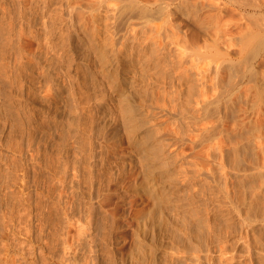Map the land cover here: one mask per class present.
Returning a JSON list of instances; mask_svg holds the SVG:
<instances>
[{
	"label": "rangeland",
	"instance_id": "rangeland-1",
	"mask_svg": "<svg viewBox=\"0 0 264 264\" xmlns=\"http://www.w3.org/2000/svg\"><path fill=\"white\" fill-rule=\"evenodd\" d=\"M85 1L70 0L71 3L76 4H84ZM188 1L194 2V0ZM201 1L195 0L200 10L210 9L204 12L199 11L200 16L195 14L197 17L194 13L189 12L191 15L188 13L192 4L183 5L182 11H186L187 18H185L186 14L180 10L178 13L175 8L169 9L171 16L169 21H172L170 24L168 21V24L176 34L175 40L179 41L180 46L168 44L165 33L162 31L161 36L164 35L165 40L163 43H167L169 47L164 52L165 56L159 55L160 51L156 54L158 58L161 57V60L157 59L156 55L150 56L151 52H146L140 41L135 42L129 38L125 42L123 54L127 52L130 61L134 63L138 71V79L133 86L128 84L121 86L122 75L118 76L117 85L111 84L107 67L100 64L95 50L89 47L88 40L80 29L76 28L75 31L71 28V36L67 38L66 33L63 32L64 28L63 31L52 29L49 19L39 15L30 32L24 33L19 39L21 28L26 29V24L19 15L21 10H14L12 7L14 5L8 0L2 2L0 17L9 15L13 21V28L8 27V24L6 26V37L10 44L18 41V45L14 46L15 49L10 52L9 58L4 60V55L0 57L3 61L0 62L3 63L2 67L4 64L7 66L5 70L2 68L3 71L0 69V82L5 85V92L0 93V264H196L197 257L200 264H212V262L225 264L223 263L225 256L228 259L232 257V264H261L258 263V255L254 247L255 235L249 230L248 221H245L239 213L243 214L245 211L242 209L243 202H253V193H258L262 198L259 199L260 205L264 204V49L262 51L260 49L259 52L254 50L256 53H251L258 40L253 41L256 37L252 36L256 35L257 38L263 36L259 27L264 28L260 24L264 22L261 21L264 20V14L240 9V3L244 0ZM210 1L215 2L213 4L220 1L218 4L227 5L226 15L224 13L222 14L224 17L221 16V23L227 21L226 24L230 25V28L227 26L228 31L231 30L226 31L227 37L238 38V41L245 23L244 31L248 34H243V36L246 35L245 44H241L243 41L240 40L238 41L240 44L234 47L237 41L233 40L231 48H227V43L222 42L223 46L226 45L224 47L220 45L222 39L219 40V44L215 41L216 30L211 29L214 32L212 33L209 30L212 27L207 23L212 6L209 4ZM28 2L30 0L24 2L23 7L36 6L35 3L30 6ZM53 2L66 7L65 0ZM200 2L204 6L198 5ZM38 4L37 7H40L39 2ZM228 7L232 10L228 11ZM202 12L205 17L201 14ZM181 13L185 14V19L182 18ZM256 13L261 17H258ZM64 16H68L67 12ZM194 19H197V22L201 21L200 27ZM249 19L252 22H248ZM256 22L258 26L260 25L258 28ZM162 23V21L157 22L159 25ZM232 23L239 24L242 32L237 28V24ZM202 24L210 28L204 26L203 28ZM250 24H252L251 27ZM225 33L220 32L222 35ZM120 34L129 36L124 28ZM0 37L4 38V36ZM3 42L5 45L6 40ZM10 44L7 45L10 46ZM120 44L121 37L116 41L115 49L119 48ZM4 47L2 50L0 46L2 51L0 54L5 52L6 47ZM179 50L183 51L187 58L184 66L188 69L187 79L182 84L178 83V69H175L178 64ZM211 54L219 58L214 61L215 57ZM144 58H152V61L154 59L156 64L160 63L164 68H156L153 61L149 71L146 70L147 67L143 69V64L148 60ZM190 58L193 59V63L190 62ZM68 60L72 63L69 64ZM242 60L246 65L244 68ZM31 64L34 66L29 72L33 77L34 104H28L30 90L28 66ZM198 64L197 70L193 69L192 66ZM216 64L217 67L221 66L220 76L226 75V81L232 78L230 81L233 84L232 88H225L220 81L218 85L216 84L217 75L216 69L214 70ZM24 65L27 67V79H20L19 72L17 76L15 75L16 66L23 71ZM69 65L72 68H68ZM232 65L231 74L233 70H237L233 75L225 69L226 67L230 69L229 66ZM75 67L78 70L77 79L73 78ZM89 67L94 68L97 73L89 75L88 72L91 71ZM165 67L170 69L164 72L162 69H166ZM55 73L66 75L65 87L59 94L62 100L56 96L54 89L47 88L50 86V74ZM84 78L90 88L83 93L74 92L73 98L69 96V91L72 92L74 88L82 86ZM92 84L95 85L92 87ZM203 85L207 88L209 99H213L219 93L222 95L223 92L225 94L242 93L238 105L236 104L237 109L242 110L240 111L242 119L238 123L237 130L241 126L244 131L249 130V141H247L250 143L249 149L251 147L250 150L247 148L249 155L242 153L244 150H239L240 154L235 153L231 147L239 139L232 136L229 138L225 133L217 138L216 132H213L210 139L204 136L205 140L201 142L200 135L203 130L216 126L214 114L198 111L194 103V99L199 96V88ZM8 95L12 100L10 104H15L16 109L20 110L21 105L27 110L33 107L38 118L42 116V112L47 111L46 100L52 106L59 102L63 108L55 124L49 123L44 129L33 128L28 121H18L21 117L17 116V112L12 111V115L6 114L8 102L4 101L9 98ZM80 97L85 110L81 108L75 110L76 107L73 105V100L76 103ZM126 98L131 99V103L140 111L142 118L140 127L134 133L136 137L134 139L127 134L126 122H123L125 121L123 120V104ZM69 107L72 108L68 110ZM248 120L253 124H247ZM56 124L61 129L60 133L66 134L64 138H58V131H55ZM228 124L229 121L223 125ZM32 132L35 137L31 142L29 134ZM44 134L48 136L45 137L49 139L45 145L51 155L59 151L64 152L63 145L69 142L79 159L77 166L80 172L88 174L86 169L89 167L92 175L105 180L106 186L99 191V194H104L102 202H98L96 188L91 192L92 200L88 204V208L90 205L93 208L91 230L87 229V223L83 217L76 220L82 211L81 200L79 208H75L76 211L73 214L75 216L69 217V223L66 224L63 218L62 201L59 203L61 208L55 200L57 199L55 198L58 188L57 179L53 176L51 180L52 175L49 176L44 168L43 144L40 146L42 141L40 136ZM146 138L150 144H160L165 155L162 161L154 163L158 187L160 190L169 189L172 194L165 201L168 203L163 206L164 223L159 220V214L155 209L151 211L147 219L141 218L139 213L148 211L150 204L146 202V196L138 191L134 180L135 177L141 179L144 175L145 161L137 143L142 140L143 144H147ZM242 142L246 143V140ZM251 150L253 154L249 153L252 152ZM206 151L209 152L208 159L211 166H207L209 169L205 168L202 175L196 178L198 167L196 168L195 162L199 159L195 157L199 152L204 154ZM256 154L258 155L255 160L253 156ZM130 155L133 156L131 159ZM179 158H182L181 161L178 160ZM130 169L136 171L133 177H129L126 173ZM244 175L250 178L244 179ZM48 182L53 185L50 190ZM61 194L63 203L68 201L66 205L68 208L71 198L67 185L64 189L61 188ZM87 196L86 193L85 199ZM231 202L236 206L235 210H231ZM263 213H256L257 219L253 223L257 224L256 232L259 231L262 234H264ZM203 224L209 227L206 228ZM82 226L84 229H81ZM190 226H193L195 231L202 227L199 231L209 232L207 234L210 235L202 231L201 237H196L197 241L202 239V244L199 243L196 249L191 248L193 250L191 252L184 245L188 243V246L193 245L188 236ZM142 228L144 231L140 232ZM208 228H210L209 231H207ZM180 244L183 245L184 250ZM220 247L225 251L222 261L219 254Z\"/></svg>",
	"mask_w": 264,
	"mask_h": 264
},
{
	"label": "bare ground",
	"instance_id": "bare-ground-1",
	"mask_svg": "<svg viewBox=\"0 0 264 264\" xmlns=\"http://www.w3.org/2000/svg\"><path fill=\"white\" fill-rule=\"evenodd\" d=\"M3 1H5V0H0V5L2 4ZM8 1L14 5V6H12L14 10H21V12L19 13L20 18L21 19L23 18V21L26 24V29L21 28L22 31L19 34V37H18L19 39H20V36L23 35L24 33L30 32L32 26H34L35 22L37 21V16H39V15H41V17H45V19H49V21L51 23L50 27L52 29L58 30V31H63L62 29L64 28L65 30L63 32L66 33L67 38L69 36H71V33H72V31H70L71 28H74L75 31H76V28L80 29V31L82 32L84 37L88 40L89 47L95 50L96 57L99 58L100 64L107 67V72L109 73V78L111 79V84H113V86L117 85V83L119 82L118 81L119 75L120 76L122 75V80L120 83L121 86H125L126 84L133 86L134 83H136V81L138 79V71H137V69H135L134 63L130 61V58L128 57L127 52H126V54L125 53L123 54V51H122L125 48V42L129 38H132V40L135 42L140 41V44L143 45V48L146 49V52H149V53L151 52L150 56L151 55L155 56L159 51H160L158 53L159 55L165 56L164 52H166L167 48L169 47L168 44H171V46L173 44V46H175V47H177V45L180 46L179 41L175 40V39H177V37H175L176 34H174V31L170 28L171 25H169L172 21V20L169 21L170 17H171L169 14V9L175 8V9H177V11L178 10L182 11L183 5L188 6V5L192 4V5H190L191 10H189L190 8L188 9V13L189 12L194 13V16H195V14L198 15L199 11L201 12L203 10V12H204L207 10L206 8H205L206 10H204V9L200 10L198 8L199 6L196 5L195 0H194V2H192V1L189 2L188 0H185L184 2L182 0H151V1H148V0H86L84 2V4L71 3L70 0H65L66 7H62L59 5V3L53 2V1H57V0H30V2H28V4L31 6V5H33V3H35L36 6L27 7V8L23 7V3L28 1V0H8ZM196 1L198 2V0H196ZM212 1H214V0H212ZM212 1L209 2V4L212 5L211 10H210L211 13L209 12V18H208L209 21L206 19L207 18V16H206L205 22L207 20V23L210 24V27H212V28H210L208 26L210 28L209 30H211V29L216 30V33L214 34L215 35V41L218 43L219 40L222 39V40H220L221 41L220 45H222L223 43H225V44L227 43L226 44L227 46L226 45H224V46H226L227 48L228 47L231 48V46L233 45V44L231 45V43L234 42L233 40L237 41L238 38L233 39V37H231V36L227 37L228 34L226 31H228V27L230 25L228 26V23L226 24L227 21L226 22L223 21V23H221L222 22L221 16H223L225 11L227 10V5L223 4V3L218 4V3H220V1L217 2L216 4H213L215 2H212ZM228 1H230V0H228ZM250 1L249 0L242 1L240 3L239 8L244 9V10H250V11L252 10L253 12H262L264 14V0H253V1L250 0ZM38 2L40 3V7H37L39 5ZM181 2H183L184 4ZM188 2H189V4H187ZM201 2L198 3V5H200ZM233 2H234V0H233ZM233 2L231 1V3H233ZM201 5H203V3ZM186 8L187 7H185V9ZM209 9L210 8H208V10ZM230 10H232V9L229 8L228 11H230ZM65 12H67V14H68L67 17L64 16ZM182 12H184V11H182ZM203 12L201 14L204 15ZM27 13H29L28 16H27ZM170 13H171V11H170ZM178 13H180V12L178 11ZM178 13H176V14H178ZM184 13H181L182 14L181 16H183L182 18L185 17L186 13L185 14ZM205 14H206V12H205ZM256 14L258 15V13H256ZM206 15H208V14H206ZM225 15H226V13H225ZM252 15H254V14H252ZM198 16H200V15H198ZM195 17H197V16H195ZM204 17H205V15H204ZM258 17H261V16L258 15ZM185 18H187V14H186ZM201 18H203L202 15H201ZM248 18H250V17L248 16ZM11 19H12V17H10L9 15L7 17H0V36H2V37L4 36V38H5L4 39V38L0 37L1 38L0 39V43H1L0 46L2 47L1 48L2 50H3V46L6 47L5 52L3 51V54L1 53L0 57H2V55H4V57H3V59L5 58L4 60H6V58H9L8 55L10 54V52L12 50L15 49L14 46L18 45V41L16 43H14V42L11 43L12 44L11 45L9 39L6 37V33H7V27L6 26L9 25L8 27L13 28V26H12L13 21H11ZM189 19H190V17L188 18V20ZM246 19H247V17H246ZM191 20L193 21L192 18H191ZM196 20L194 19L195 23L198 21V20L197 21ZM159 21H162L163 23L160 25L157 24V22H159ZM168 21H169V24H168ZM261 21H264V20H261ZM200 22L201 21L197 22L198 26H199ZM243 22H242V24H243ZM248 22H252V21L250 20ZM207 23H205V24H207ZM236 24L234 23L233 25H236ZM242 24H241V26H243ZM252 24H250V27ZM260 24L262 25V27L264 26V22L260 23ZM256 25H257L256 26L257 28L260 26V25L258 26V22H256ZM166 26H168V27H166ZM201 26L203 27L204 24H202ZM237 26H238L237 28H239L240 32H242L241 31L242 28H244V30H245V23H244V27H242V28L240 27L239 24H237ZM202 27H201V29H202ZM204 27H206V26H204ZM208 27H206V28H208ZM222 27L224 30L222 29ZM260 27H259V29L261 30L260 32L263 34V36L259 33H258L259 36L261 35L259 38H257L256 35L252 36V37H256V38H253V41H254V39L255 40L258 39L256 42L257 44L255 43L256 44L255 48H252V50H251L252 51L251 53H253V54L256 50H258V52H259L260 49H261V51H262V49H264V28L262 29ZM123 28L126 29L127 33H129V36H125V35L120 34V31ZM234 28H235V26H234ZM240 28H241V30H240ZM231 29L234 31L233 27ZM236 30H237V32H239L238 29H236ZM244 30H243V33H241L242 35L239 33L241 35V37L238 36L239 37L238 41L239 42H240V40L243 41V42H241V44H243V43L245 44V42H244V41H246L245 36L248 35L247 32L245 33ZM250 30L252 31V28H250ZM162 31L165 33L164 34L166 37L165 39H166V42H169L168 44L163 43L164 35L161 36ZM230 31H228V32H230ZM220 32H222V34L223 33H225V34L222 35V34H220ZM212 33H214V32L212 31ZM234 33L237 34L236 32H234ZM243 34H246V35L243 36ZM254 34H257V33L255 32ZM232 35H233V33H232ZM120 37H121L120 47L115 49V43ZM141 37H144V38H141ZM252 37L250 35V38H249L250 41H251ZM161 39H162V41H161ZM249 39H247V40H249ZM5 40H6V44L4 45L5 42H3V41H5ZM238 41H237V43H235L233 45L234 47H235V45L237 46V44H240ZM164 42H165V40H164ZM7 44H10V46ZM174 44H176V45H174ZM218 44H215V45H218ZM228 44H229V46H228ZM253 46H254V44H253ZM7 48H9V49H7ZM0 52H2V51H0ZM178 52H179V54H177V58H178L177 66H178V68L176 66L175 69L176 70L178 69V71H177V73L179 74L178 83L182 84L184 81H186L187 76H188V69H186V67L184 66L185 65L184 63L185 62L187 63V60H186L187 58L183 54V51L179 50ZM214 52H216V51H214ZM249 54H250V52H249ZM167 55H166V57H167ZM211 55L213 57H215L214 58V61H215L217 57L214 56L213 54H211ZM247 56H249V55H247ZM254 56H252V57H254ZM147 57H149V56H147ZM156 57H157V55H156ZM158 57H157V59L161 60V57L160 58H158ZM168 57H169V55H168ZM152 58H150V59L147 58L148 60L146 58H144V60L146 59L147 61H145V63L143 62L144 63L143 69L147 67L146 70L149 71V69H150L149 66H151L154 62H155L154 66L156 68L162 67V65L160 63L156 64V61L154 59H153V61H154L153 62L151 60ZM188 59H189V57H188ZM1 60H0V62H3ZM169 60H172V59H169ZM243 60L241 61L242 64L244 63ZM4 62H6V61H4ZM160 62H162V61H160ZM171 62H173V60ZM190 62L193 63L192 58H190ZM68 63L70 64V63H72V61L68 60ZM148 63H150V64H148ZM215 63H217V62H215ZM2 64L0 63L1 71L5 70L7 68V66H5V64H4V67H2L3 66ZM244 65L245 64H243V66H242L243 68H244ZM169 66L171 67V65H169ZM174 66L175 65H173V67ZM197 66H199V64L196 66H192V67H193V69L196 68V70H197V68H198ZM28 67H29V69H28L29 88L31 90V91L29 90L28 104H34L35 103V97H34V93L32 92V86H33L32 79H33V77L29 73L34 68V66L31 64ZM192 67H191V69H192ZM229 67H230V69L228 67H226L225 69H228V73L230 72V74H231V72H232L231 70L233 69V65L229 66ZM2 68H4V69L2 70ZM68 68H72L71 65H69ZM76 68L77 67H75L73 70H76ZM89 68H91L90 69L91 71L88 72L89 75H90V73H92V75H95L97 73V71H94V68H92V67H89ZM162 68H164V67H162ZM167 68L162 69V70L164 72H166L167 70L170 69V68H168V69ZM235 68L238 69V67H235ZM215 69H216L215 74L217 75L216 84L218 85V83L220 81V83H222L225 88L226 87L232 88L233 84L230 83L232 78L231 79L228 78V81H226V79H225L226 75L223 76L224 78L222 76H220L221 66L217 67V64H216V67H214V70ZM225 69H223V72H225L224 71ZM240 70H239V72H240ZM77 71L78 70L74 71V75H73L74 79L78 78ZM163 71H162V73H163ZM236 71L233 70V73L231 75H233ZM16 72H17L15 74L16 76L19 72L18 78L27 79V76H26L27 67L25 65H24L23 71H21L20 68L18 66H16ZM50 77H51L50 86L47 88L48 89L50 88V90L54 89L56 96L62 100L61 95H59V94H60V91L65 87L64 78H66V75H64V73L62 75L59 73H55L54 75L50 74ZM85 77H86V75H85ZM229 77H231V76H229ZM87 83L88 82L84 78L82 81V86H80V88H74V90L72 92L69 91V96H71L73 98L74 92L78 93L80 91L81 93H83L85 90L89 89L90 85L88 84V86H87ZM123 84H125V85H123ZM93 85H95V84H92V87H93ZM4 90H5V85L2 82H0V93L5 92ZM199 92H200L199 96H197V98L194 99L195 100V102H194L195 106L198 108V111H203L207 114H214V116H213L215 118L214 123H216V126L213 125L209 129L203 130L202 134L200 135L201 142H203V140H205L204 136H207L210 139L211 133H213V132H216L217 138L220 136V134L225 133V135H227L229 138H231V136H232V137L239 139V141L234 143L233 147H231V148H233L232 150H234L235 153L238 152V154H240L241 152L239 150H244V151L246 150L247 152L242 151V153L248 154V151L251 149V147H250V149L248 147L250 143L247 142V141H249V135H250L249 130L244 131V129H241L243 126H241V128L239 130H237L238 123L242 119L240 116V111H242V110H241V108L237 109L238 106L236 107V104L238 105V100L241 98L242 93L239 94V92H236V93L228 92L225 94L223 92L222 95H220V93H219L217 96H214L213 99H209L207 96V88L204 87V85H203V87L200 86ZM129 95H130V93L127 95V97ZM102 96L105 97V95H102ZM130 100H131L130 98H126L125 103L123 104V116H124L123 120H125L123 122H126V125L125 124L124 125L126 126L127 134L129 136H132V138L134 139V138H136L134 136V133L140 127L139 125L142 121V118L140 116L141 115L140 111L136 108L135 105H133L131 103ZM23 101L26 102L25 100H23ZM46 101L48 103V106L46 108L47 111L42 112V116H40L38 118L37 114H36V110H34L33 107L31 109L27 110V109H25V107H23V105H21L22 108H20V110L16 109L15 104L14 105L10 104V102H12V100H11V97L9 96V98L6 99V101H4V102H8L6 114L12 115L11 112L15 111V112H17V116L20 115V117H21L18 119V121H20V122L28 121V123L33 128L44 129V127L45 128L48 127L49 123H51V124L56 123V119L59 117L60 110H61V108H63V107H61L59 102L54 103V105L52 106L48 100H46ZM73 103L72 104L76 107L75 110H77V108L78 109L81 108V110H85V105L83 104L81 97L79 98V100L76 103L73 100ZM71 108L72 107H69L68 110ZM221 110H222V112H221ZM62 114H64V112ZM227 121H229V124L227 126H224L223 124ZM248 123H250V125L253 124V122H251L250 120L247 121V124ZM55 131H58V138H64V136H66V134L60 133L61 129H60L59 125H57V124L55 125ZM33 133L34 132L29 134V139L31 142L34 141V137H35ZM45 137H48V136H46L44 134L43 136H40L41 139L39 138L40 140H42V141H40V143H41L40 146H42V144H43L42 150H43L44 156H45L44 168L49 173V176L52 175L51 180H53V176L56 177V179H57V185L56 186H58V188L56 189L57 191H56V196H55V198H57V199H55V200H57L56 201L57 204H59L60 201H62L61 203H62L63 208L60 206V204H59V206L62 208L61 213L63 215V218H64L66 224L69 223V221H70L69 217L72 218L73 216H75V215H73L76 211L75 208L76 207L79 208V202L81 200L82 211L76 220H79L81 217H83L87 223V229H89L90 224H91L92 219H93V217L91 215V212L93 211L92 205H90L88 208V204H90V202L92 200L91 192L96 188V190L98 192V198H97L98 202H102L104 200V198H103L104 194H99V191L106 186L105 180L103 178L96 177L95 175H92L90 172L91 169L89 167L86 169V173H88V174H85L84 172L83 173L80 172V170L77 166L79 159L77 158L74 147L72 145H70L69 142L68 143L66 142L63 145L64 147L62 150H64V152L59 151L57 154L51 155L49 150H47V146L45 145L48 143L49 139L45 138ZM244 139L246 140V143H244L245 141L242 142ZM145 140H148V139L146 138ZM141 141L139 143H137V146L139 147L141 155L145 161L144 170H143L144 175H143V178H141V179L137 178L136 179V177H135L134 180H135V186L138 188V191L143 193L146 196V202L148 201L150 204L148 206V211L139 212L140 217L141 218L145 217V219H147V217L151 213V211L153 209H155L157 211V213L159 214V220L161 221V223H164L165 217L163 218V215H164L163 214V212H164L163 206H164V204L168 203V201L166 203H165V201L168 197L172 196V194L170 193L169 189L166 190L165 188H162L160 190V188L158 187L159 183H157V180H156L157 170L154 168V166L156 163L162 161L165 158V155H164V152L162 151V149L160 147L161 146L160 144H158V145H156L157 143L156 144L155 143L150 144L149 140L146 141L147 144H145V143L143 144V142H141ZM158 143H160V142H158ZM57 144H59V142H57ZM37 146H38V144H37ZM210 148L212 149V146H210ZM252 148L254 149L253 146H252ZM42 150L40 148V151H42ZM210 150H208V151H210ZM208 151L204 152V154L203 153L201 154L199 152L197 154V157H195V158L199 159V160H197V162H195L196 168L198 167L197 168L198 170H196V172H197L196 176L194 175L196 178H199L200 175H202V173H203L202 171H204L205 168H207V166H211L210 165L211 163H209V159H208L209 158V152ZM262 151L263 150H261V152ZM70 153H71V155H70ZM249 153L253 154V151L249 152ZM254 153H255V150H254ZM246 154H243V155H246ZM257 155L258 154H256V156H253V157L257 158ZM132 157H133L132 155L129 156L130 159ZM256 158H255V160H256ZM181 159L182 158H179L178 160L181 161ZM235 161L236 160L234 159V162ZM207 169H209V168H207ZM137 172H139V171H137ZM126 173L129 175V177H133L134 174L136 173V171H132L130 169ZM245 177H247V175H244L243 178L245 179ZM249 178L250 177H247V180ZM49 179H50V177H49ZM65 185L68 186V191H70V198H71V202H70L68 208H66L68 201H65L63 203V197L61 194V188L64 189ZM51 186H53V185H50V182H48L49 190L51 189ZM163 191H164V193H162ZM86 193L88 196L85 199ZM260 198L261 197L259 196L258 193H253V202H249V203L243 202L242 209H244L245 211L243 210L244 211L243 214H241V213H239V214L245 219V221H248L249 230L253 233V235H255L254 236L255 237L254 238V241H255L254 247H255L256 253L258 255V263L264 264V234L260 233L259 231L256 232L257 231L256 230L257 224H253L257 219L256 213L264 212V204L262 203L263 205L262 204L260 205V203H261L259 201ZM17 201L19 202V200H17ZM230 205H231V210L236 209V206L234 205V203L231 202ZM237 207H238V205H237ZM238 208H237V210H238ZM240 209H241V207H240ZM60 211H61V209H60ZM263 219H264V217H263ZM205 224H203V225H205ZM211 225L212 224H210V226ZM205 226L207 228L208 225H205ZM192 227L193 226H190V228H188V232H189L188 236H190L189 240L191 243H193V245L188 246L189 243L184 244L181 242V244H184L187 247L186 249L190 250V252L193 251L191 248L194 247L196 249L197 247H199V245H198L199 243L202 244V242H201L202 239H200V240L198 239V241L196 240V237H198V238L201 237V233L203 230L202 231H199V230L202 229V227L198 231H195ZM204 227H203V229H204ZM263 227H264V224H263ZM81 229H84V227L82 226ZM213 229H214V227H213ZM90 230H91V228H90ZM209 230H210V228L207 229V231H209ZM142 231H144V228H142L140 230V232H142ZM196 232H198V233L195 235ZM203 232H205V231H203ZM205 233H206V235L209 234V232H205ZM218 233H220V232H218ZM213 235H211V236H213ZM208 236H210V235H208ZM205 237L206 236L204 235V238ZM202 238H203V236H202ZM208 238L212 239V237H208ZM203 240H205V239H203ZM213 240H214V237H213ZM187 242H189V241H187ZM181 246L180 247L183 248V245H181ZM200 247H201V245H200ZM183 250H184V248H183ZM142 253H144V252H142ZM219 254H220V260L222 261V256L225 254L224 248H222V247L219 248ZM140 256H141V254H140ZM139 258H141V257H139ZM198 258L199 257H197V259H196V261H197L196 264H200ZM231 259H232V257H231ZM231 259H228V257L225 256L224 257L225 262L223 261V263L232 264ZM212 264H213V262H212Z\"/></svg>",
	"mask_w": 264,
	"mask_h": 264
}]
</instances>
